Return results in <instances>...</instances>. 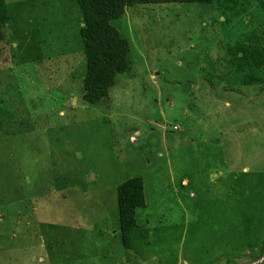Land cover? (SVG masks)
<instances>
[{
  "label": "rangeland",
  "instance_id": "obj_1",
  "mask_svg": "<svg viewBox=\"0 0 264 264\" xmlns=\"http://www.w3.org/2000/svg\"><path fill=\"white\" fill-rule=\"evenodd\" d=\"M5 1L0 264H264V0L126 7L130 68L96 104L75 0Z\"/></svg>",
  "mask_w": 264,
  "mask_h": 264
},
{
  "label": "trees",
  "instance_id": "obj_2",
  "mask_svg": "<svg viewBox=\"0 0 264 264\" xmlns=\"http://www.w3.org/2000/svg\"><path fill=\"white\" fill-rule=\"evenodd\" d=\"M216 0H75L83 15L80 35L84 43L87 69L84 77V99L96 104L109 95L116 84L117 75L130 68L129 40L113 25L128 6L143 3H209ZM9 20L5 0H0V40ZM245 48L246 54L254 55L258 47ZM254 53V54H253ZM118 204L121 239L126 248H131L132 231L137 226V212L147 205L145 183L141 176L131 177L118 188Z\"/></svg>",
  "mask_w": 264,
  "mask_h": 264
}]
</instances>
